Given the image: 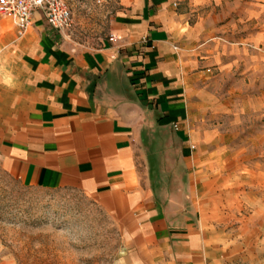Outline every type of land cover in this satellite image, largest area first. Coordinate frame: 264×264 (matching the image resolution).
<instances>
[{
  "label": "crops",
  "instance_id": "1",
  "mask_svg": "<svg viewBox=\"0 0 264 264\" xmlns=\"http://www.w3.org/2000/svg\"><path fill=\"white\" fill-rule=\"evenodd\" d=\"M110 6L92 47L41 11L23 35L0 17L4 167L30 187L94 197L126 235V264H223L234 170L225 134L194 114L202 43L178 0Z\"/></svg>",
  "mask_w": 264,
  "mask_h": 264
},
{
  "label": "rangeland",
  "instance_id": "2",
  "mask_svg": "<svg viewBox=\"0 0 264 264\" xmlns=\"http://www.w3.org/2000/svg\"><path fill=\"white\" fill-rule=\"evenodd\" d=\"M74 46L109 32L110 0H65ZM203 49L193 94L199 126L225 134L234 187L226 194L223 264H264V0H178ZM0 17H3L0 15ZM4 18V17H3ZM8 19V18H7ZM118 220L94 197L30 187L0 157V264H126Z\"/></svg>",
  "mask_w": 264,
  "mask_h": 264
},
{
  "label": "built area",
  "instance_id": "3",
  "mask_svg": "<svg viewBox=\"0 0 264 264\" xmlns=\"http://www.w3.org/2000/svg\"><path fill=\"white\" fill-rule=\"evenodd\" d=\"M36 11H41L55 29L67 30L73 26V11L65 0H0V15L14 22L18 35L32 26Z\"/></svg>",
  "mask_w": 264,
  "mask_h": 264
}]
</instances>
